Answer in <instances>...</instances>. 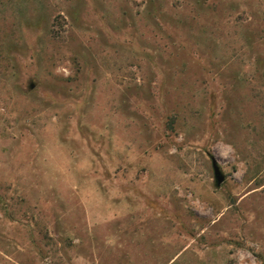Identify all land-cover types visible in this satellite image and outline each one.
Returning a JSON list of instances; mask_svg holds the SVG:
<instances>
[{"label": "rangeland", "instance_id": "obj_1", "mask_svg": "<svg viewBox=\"0 0 264 264\" xmlns=\"http://www.w3.org/2000/svg\"><path fill=\"white\" fill-rule=\"evenodd\" d=\"M0 264H264V0H0Z\"/></svg>", "mask_w": 264, "mask_h": 264}, {"label": "water", "instance_id": "obj_2", "mask_svg": "<svg viewBox=\"0 0 264 264\" xmlns=\"http://www.w3.org/2000/svg\"><path fill=\"white\" fill-rule=\"evenodd\" d=\"M212 169H213L215 185L220 186L221 183L224 181V176L221 173L220 169L218 168L214 160H212Z\"/></svg>", "mask_w": 264, "mask_h": 264}]
</instances>
